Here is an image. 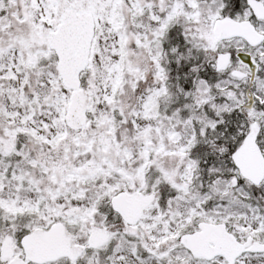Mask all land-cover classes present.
Listing matches in <instances>:
<instances>
[{"label": "snow or ice", "instance_id": "obj_1", "mask_svg": "<svg viewBox=\"0 0 264 264\" xmlns=\"http://www.w3.org/2000/svg\"><path fill=\"white\" fill-rule=\"evenodd\" d=\"M0 264H264V0H0Z\"/></svg>", "mask_w": 264, "mask_h": 264}]
</instances>
